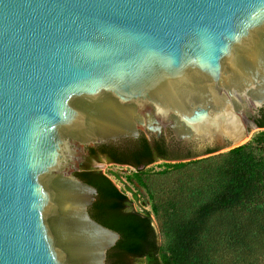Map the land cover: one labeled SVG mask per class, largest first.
<instances>
[{"label":"water","instance_id":"water-1","mask_svg":"<svg viewBox=\"0 0 264 264\" xmlns=\"http://www.w3.org/2000/svg\"><path fill=\"white\" fill-rule=\"evenodd\" d=\"M264 0H0V264H106L76 146L262 131Z\"/></svg>","mask_w":264,"mask_h":264},{"label":"trees","instance_id":"trees-1","mask_svg":"<svg viewBox=\"0 0 264 264\" xmlns=\"http://www.w3.org/2000/svg\"><path fill=\"white\" fill-rule=\"evenodd\" d=\"M253 123L262 131L253 137L252 145L244 143L214 157L173 165L183 175L187 166L203 165V169L198 181L190 184L177 177L175 187L181 189L153 197L151 211L131 208L122 214L111 211L108 217L92 216L120 234L107 252L109 263L219 264L223 252L234 256V251L255 247L264 251V109ZM139 182L146 186L144 179ZM94 185L100 207L110 198L119 204L132 203L107 176ZM159 233L166 238L164 247Z\"/></svg>","mask_w":264,"mask_h":264},{"label":"flooded vegetation","instance_id":"flooded-vegetation-1","mask_svg":"<svg viewBox=\"0 0 264 264\" xmlns=\"http://www.w3.org/2000/svg\"><path fill=\"white\" fill-rule=\"evenodd\" d=\"M209 150L215 151L212 148H206L204 151ZM202 151L198 147L186 146L176 141L169 129H165L159 137L147 130H140L137 137H124L91 145L76 146L71 172L97 190L94 183H99L104 176L110 179L104 172L106 166H117L125 170L131 168L139 172L158 161L183 160ZM97 198L98 190L92 206L88 209L91 216L96 215L102 218L111 216V211H119L122 214L131 208L135 209L133 203L122 201L119 204L111 198L105 200V203L100 207L97 204ZM106 264H110L107 258Z\"/></svg>","mask_w":264,"mask_h":264},{"label":"rangeland","instance_id":"rangeland-1","mask_svg":"<svg viewBox=\"0 0 264 264\" xmlns=\"http://www.w3.org/2000/svg\"><path fill=\"white\" fill-rule=\"evenodd\" d=\"M206 152L207 151L198 152L191 158H186L183 160L158 161L139 172L134 171L131 168H127L125 170L117 166H106L104 167V172L110 177L118 189L126 193V195L132 200L135 209L139 211H151L153 197L154 199H159L169 195L170 193L171 195L172 193L175 194V191L179 189V187H175L176 184H178L176 182L177 177H181L185 183L189 182L190 184L193 179L198 181L197 179L200 177L201 170L203 169V165L201 168H196L197 165L187 166L183 169L187 175H183L177 173V170L173 168V165L180 162L187 163L189 161L214 157L217 154L224 153L226 151H214L212 153ZM111 173H115L117 175L114 176ZM139 178L145 180L147 187L139 182ZM189 184H186V186ZM127 187L130 188V191L127 190ZM147 188H149L152 193H150L149 189ZM133 193L137 195L136 198H134ZM152 219L155 227L158 228L159 222L153 214ZM159 243L163 247L166 244V238L162 235V233H159ZM233 253H235L234 256L231 255V252H223L219 258V264H264V251L262 249H257L255 247L245 250L244 252L241 251V253L240 251H234ZM238 253L240 254L239 257H237Z\"/></svg>","mask_w":264,"mask_h":264}]
</instances>
